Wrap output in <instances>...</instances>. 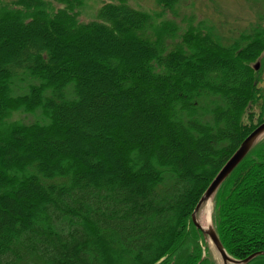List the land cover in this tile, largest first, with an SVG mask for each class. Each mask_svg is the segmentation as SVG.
<instances>
[{"label":"trees","instance_id":"obj_1","mask_svg":"<svg viewBox=\"0 0 264 264\" xmlns=\"http://www.w3.org/2000/svg\"><path fill=\"white\" fill-rule=\"evenodd\" d=\"M85 5L0 0V264H214L191 214L264 121V17L231 44L156 29L130 0L81 22ZM213 219L233 258L264 251V140L220 187Z\"/></svg>","mask_w":264,"mask_h":264},{"label":"rangeland","instance_id":"obj_2","mask_svg":"<svg viewBox=\"0 0 264 264\" xmlns=\"http://www.w3.org/2000/svg\"><path fill=\"white\" fill-rule=\"evenodd\" d=\"M3 1L10 2L12 0ZM101 2L102 0H85L86 5L80 16V21L89 22L93 20L95 18V12L99 8ZM130 3L140 10L150 14H157V17L154 20V26L156 29L161 28V23L164 21L168 24V26H178V28L183 29V31L190 25L198 26L207 30H212L214 34L213 36L219 39L222 43L224 42L231 44L237 40H241V34L247 37L253 33V30L257 31L258 29L255 27L264 17V0H176V3L172 9L169 7L167 8V4L160 5L157 0H130ZM169 36L170 35L165 33V31L162 33V39H166ZM247 40L244 39L246 42ZM254 64H257L258 66L257 71L259 79L257 82V87L260 89L261 95L263 96L261 101L264 105V53H261V56L257 61H255ZM28 81H32V79H28L27 77L25 83L19 82V84L17 82V86H24V88H26ZM20 92L21 90L19 88V90L14 93L18 94ZM254 108L253 113L255 116H253L252 119L256 124L259 114V107ZM15 120H21L23 122L29 123L34 122L35 120H41V116L39 113H16L10 118V121ZM256 146L257 145H255V147ZM211 208L213 209L214 215V208L212 205ZM201 237L203 242L201 243L203 247L201 260L208 258L214 264H223L210 241L206 242L203 239L202 234ZM253 260H251L249 263H251Z\"/></svg>","mask_w":264,"mask_h":264},{"label":"water","instance_id":"obj_3","mask_svg":"<svg viewBox=\"0 0 264 264\" xmlns=\"http://www.w3.org/2000/svg\"><path fill=\"white\" fill-rule=\"evenodd\" d=\"M255 68L257 70L258 66ZM263 140L264 121L250 132V134L241 142L235 152L221 167L200 197L191 214V221L194 227L201 232L203 239L206 242L210 241L223 264H247L257 256L264 255V251H259L241 260L231 257L219 239L212 216L213 209L211 208V205L214 208V198L222 184L228 179L245 157L254 149L255 145L259 144Z\"/></svg>","mask_w":264,"mask_h":264}]
</instances>
